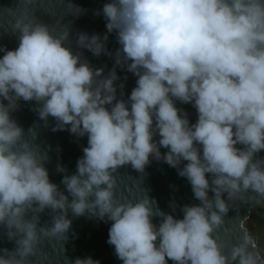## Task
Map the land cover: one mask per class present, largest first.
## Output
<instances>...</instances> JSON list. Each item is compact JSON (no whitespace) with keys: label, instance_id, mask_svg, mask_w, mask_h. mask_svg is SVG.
Listing matches in <instances>:
<instances>
[{"label":"clouds","instance_id":"1","mask_svg":"<svg viewBox=\"0 0 264 264\" xmlns=\"http://www.w3.org/2000/svg\"><path fill=\"white\" fill-rule=\"evenodd\" d=\"M86 11L74 0L0 6V38L16 40L0 46V236L13 244L0 264H101L66 254L82 216L111 222L107 243L122 264H264L239 215L264 208V0H106L94 11L103 34L67 19ZM22 101L37 116L27 130L13 116ZM49 127L87 138L75 172L57 159L59 184L47 165L60 146L40 141ZM153 160L176 169L198 203L161 209L144 186ZM127 167L140 175L125 195Z\"/></svg>","mask_w":264,"mask_h":264},{"label":"water","instance_id":"2","mask_svg":"<svg viewBox=\"0 0 264 264\" xmlns=\"http://www.w3.org/2000/svg\"><path fill=\"white\" fill-rule=\"evenodd\" d=\"M105 2L106 0H74V3L80 5L87 11L78 18L68 17L67 19L74 20L73 27L75 30L85 31L89 34H103L106 31V22L102 15H94V11L101 8ZM11 4L12 0H0V6ZM56 11L63 14L66 9L64 5L58 4L56 6ZM10 19L11 17L5 18L6 21ZM72 43L74 46V37L72 38ZM0 46H6L8 48L15 47V37L4 36L0 38ZM117 46L115 34L110 35L108 47L114 49ZM0 55H2V53H0ZM85 55L95 66L99 67L104 64H107L109 68L112 66V60L107 56L102 55L101 57L96 58L87 51H85ZM118 74L123 78L125 72L118 69ZM127 77L125 92L126 94H130L132 88L135 86L136 77L131 73H127ZM177 106L186 109L189 113L190 120L195 122L196 112L190 104L181 105L178 103ZM13 116L17 119L18 123L25 128V130L37 120L36 114L30 110V105L23 101L21 102L20 109L14 112ZM40 141L52 145L53 149H55L57 145L60 146L61 151L59 154H57L56 151L51 152L52 160L51 163L47 165L49 168L50 179L59 184L62 179V174H57L55 172L57 159L67 167L70 174L75 172L77 159L83 154L82 146L86 145L87 138L85 137L77 140L67 130L52 132L49 127L40 129ZM161 151L164 152L166 149L162 148ZM120 171L123 173L119 176L120 189L123 190L125 195H127V186L138 183L134 178L139 177L140 174L130 167L122 168ZM144 186L150 189L149 195L155 198L158 201L159 207L166 212L171 211L169 204L173 200H175L179 206L186 203H198V201L193 199L191 187L186 179L179 177L176 169L169 167L162 161L157 162L153 160L150 165L146 167ZM61 187H63V185H61ZM251 212L249 213V209L246 206L239 209V215L241 217L250 216ZM175 215L178 217L182 215L179 207L177 208ZM228 215L229 217H234L237 213L235 211H230ZM47 220H49V216L45 213L42 215L41 223H44ZM110 223L111 222L105 223L103 221L89 219L86 216L73 218L70 235L72 233H75L76 235L75 238L70 239L66 245L67 256L74 260L78 256L86 257L90 255L93 259L100 260L101 264H122V262L114 255V248L107 243ZM223 236L224 234L222 233V238ZM2 247L12 248L13 244L9 243L6 238L0 236V248ZM169 264H172V262L169 261Z\"/></svg>","mask_w":264,"mask_h":264},{"label":"trees","instance_id":"3","mask_svg":"<svg viewBox=\"0 0 264 264\" xmlns=\"http://www.w3.org/2000/svg\"><path fill=\"white\" fill-rule=\"evenodd\" d=\"M247 225L251 226L250 231L255 234L262 245H264V208H255L251 212Z\"/></svg>","mask_w":264,"mask_h":264},{"label":"rangeland","instance_id":"4","mask_svg":"<svg viewBox=\"0 0 264 264\" xmlns=\"http://www.w3.org/2000/svg\"><path fill=\"white\" fill-rule=\"evenodd\" d=\"M248 229H250L251 226L246 225ZM255 235V234H254Z\"/></svg>","mask_w":264,"mask_h":264}]
</instances>
